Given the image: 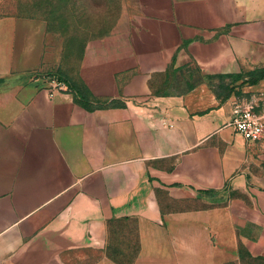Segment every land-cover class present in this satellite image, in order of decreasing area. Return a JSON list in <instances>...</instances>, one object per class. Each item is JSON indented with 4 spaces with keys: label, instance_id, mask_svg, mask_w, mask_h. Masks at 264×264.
<instances>
[{
    "label": "crops",
    "instance_id": "0c3cea01",
    "mask_svg": "<svg viewBox=\"0 0 264 264\" xmlns=\"http://www.w3.org/2000/svg\"><path fill=\"white\" fill-rule=\"evenodd\" d=\"M122 6L53 95L45 23L0 21V264L264 257V134L227 125L236 102L264 115V79H210L264 67V0Z\"/></svg>",
    "mask_w": 264,
    "mask_h": 264
},
{
    "label": "rangeland",
    "instance_id": "374dc122",
    "mask_svg": "<svg viewBox=\"0 0 264 264\" xmlns=\"http://www.w3.org/2000/svg\"><path fill=\"white\" fill-rule=\"evenodd\" d=\"M123 0H0V21L7 17L41 20L46 26L42 70L44 78H57L56 69L73 72L80 58L79 38L93 28L95 34L111 35L120 29ZM23 6L22 10L18 8ZM215 91L225 92L219 87ZM242 264L254 263L245 259Z\"/></svg>",
    "mask_w": 264,
    "mask_h": 264
},
{
    "label": "built area",
    "instance_id": "2783aa9c",
    "mask_svg": "<svg viewBox=\"0 0 264 264\" xmlns=\"http://www.w3.org/2000/svg\"><path fill=\"white\" fill-rule=\"evenodd\" d=\"M66 89L65 83L58 78L48 85L50 95ZM254 107V103L249 100L236 102L232 107V116L227 123L246 140H258L264 134V115L256 112Z\"/></svg>",
    "mask_w": 264,
    "mask_h": 264
},
{
    "label": "trees",
    "instance_id": "16d2710c",
    "mask_svg": "<svg viewBox=\"0 0 264 264\" xmlns=\"http://www.w3.org/2000/svg\"><path fill=\"white\" fill-rule=\"evenodd\" d=\"M23 6H20L18 8L19 11H21L23 8ZM102 36V33H98L95 34V32L93 31V28L88 29L86 31H83L81 34V37L79 38V45L82 46L84 45V43L89 40V39H93V38H98ZM58 79L60 81H64V82H68V78L65 77L63 74H59L58 73ZM213 78H218L219 79V84L218 87L221 89H225V92H232L234 91V83L240 81L239 85H244V84H249V85H255L257 83H259L262 79H264V67H259V68H255L254 70L248 71V72H244V73H239V74H235V75H231V74H220V75H216V76H210V79ZM228 78L229 82L227 84H224V79ZM69 87H74L75 89L79 90V88L73 86L71 83H68ZM73 88V89H74ZM218 92V91H215ZM242 260H241V264L245 259H250V261H253L254 263H261L264 262V257H251L247 254H243L241 255Z\"/></svg>",
    "mask_w": 264,
    "mask_h": 264
}]
</instances>
